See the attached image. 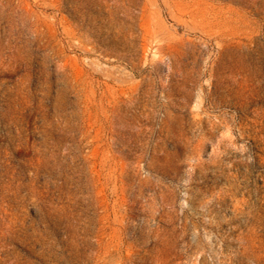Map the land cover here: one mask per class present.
I'll list each match as a JSON object with an SVG mask.
<instances>
[{
  "label": "rangeland",
  "instance_id": "1",
  "mask_svg": "<svg viewBox=\"0 0 264 264\" xmlns=\"http://www.w3.org/2000/svg\"><path fill=\"white\" fill-rule=\"evenodd\" d=\"M0 264H264V0H0Z\"/></svg>",
  "mask_w": 264,
  "mask_h": 264
}]
</instances>
